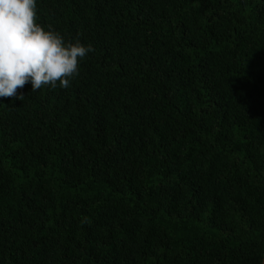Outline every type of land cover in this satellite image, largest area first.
Masks as SVG:
<instances>
[{
	"label": "trees",
	"instance_id": "trees-1",
	"mask_svg": "<svg viewBox=\"0 0 264 264\" xmlns=\"http://www.w3.org/2000/svg\"><path fill=\"white\" fill-rule=\"evenodd\" d=\"M90 45L0 98V264H261L264 0H36Z\"/></svg>",
	"mask_w": 264,
	"mask_h": 264
},
{
	"label": "clouds",
	"instance_id": "clouds-1",
	"mask_svg": "<svg viewBox=\"0 0 264 264\" xmlns=\"http://www.w3.org/2000/svg\"><path fill=\"white\" fill-rule=\"evenodd\" d=\"M79 40L69 43L36 21V0H0V98L20 100L17 89L69 87L78 62L92 52Z\"/></svg>",
	"mask_w": 264,
	"mask_h": 264
},
{
	"label": "water",
	"instance_id": "water-1",
	"mask_svg": "<svg viewBox=\"0 0 264 264\" xmlns=\"http://www.w3.org/2000/svg\"><path fill=\"white\" fill-rule=\"evenodd\" d=\"M261 264H264V253H263L262 260H261Z\"/></svg>",
	"mask_w": 264,
	"mask_h": 264
}]
</instances>
